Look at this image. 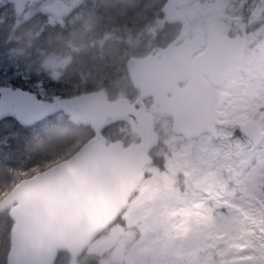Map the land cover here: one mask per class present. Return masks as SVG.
<instances>
[{
    "label": "rangeland",
    "instance_id": "1",
    "mask_svg": "<svg viewBox=\"0 0 264 264\" xmlns=\"http://www.w3.org/2000/svg\"><path fill=\"white\" fill-rule=\"evenodd\" d=\"M183 1L179 11L185 15L191 28H205L214 18H232L233 15L238 16L233 18L235 21H241L244 14L239 16L237 11L242 12L245 8H248L250 20L264 15V3L260 2L249 6L246 0H237L235 5H230L228 0ZM50 2L51 0L37 1L19 14L12 0H0V89L14 87V83L20 84L23 87L14 88L25 89L33 94L38 92L42 101L52 102L105 88L109 91V99L125 97L129 102L135 103L140 98L141 90L131 80L126 60L130 56L157 53L172 37L179 36L186 26L185 21L179 20L173 26L165 23L162 16L164 0L144 1L148 16H142L145 24L138 28L136 36L130 25L126 27V23L127 19L131 20L134 26L138 19L133 15L126 18L119 16L123 11L118 10L115 15L104 19L96 14L93 4L92 7H83L66 17L47 11ZM138 3H141V0H131V7L136 8ZM121 23L125 26L123 30H120ZM255 23L260 24L257 21ZM174 26L176 29L172 30ZM28 30H31V37L25 35ZM125 34H128L126 36L130 40L124 39ZM255 35L254 32L249 34V43ZM141 36L143 39H140ZM18 37L20 39H17ZM41 62L49 64L51 73L58 72L56 79H53L49 72L40 69ZM112 82L115 83L113 87L110 86ZM143 101L146 111L155 118V130L160 136L158 154L163 156L164 167L160 168L152 161L145 164V176L131 196L129 205L121 213L120 223L108 227L104 234L86 248L83 256L90 257L86 258L89 261L95 259L96 264H100L108 253L121 247L126 251V255L112 257L109 264H140L149 255L156 264H161L166 258L169 241L186 235L182 228L173 227L169 234L155 233L144 238L126 240L127 229L143 224L138 205L151 191L153 182H166L168 174L165 169H171L177 160L188 157L202 160L203 156L196 147L189 148L190 144H199L198 137L191 142L184 135L177 133L173 117L164 113L161 103L154 101L153 95L144 97ZM82 126L86 128L81 127L77 132L79 135H96L92 123ZM137 131L131 118H121L100 131L98 140H118L132 144L140 141ZM235 134L241 136L239 132L235 131ZM262 152L264 144L252 146L240 159L251 161ZM197 205L203 208L204 202L198 201L193 205L194 209L199 210ZM185 214V210H177L175 217L179 218ZM174 223L180 225L178 219ZM89 249H92L91 254ZM250 254L255 257L251 264H257L254 253ZM66 258L61 260L62 264H73L71 261H75L71 254Z\"/></svg>",
    "mask_w": 264,
    "mask_h": 264
},
{
    "label": "water",
    "instance_id": "2",
    "mask_svg": "<svg viewBox=\"0 0 264 264\" xmlns=\"http://www.w3.org/2000/svg\"><path fill=\"white\" fill-rule=\"evenodd\" d=\"M13 1L17 12L21 13L27 1L32 3L35 0ZM177 1L170 0L165 6L168 20L183 18L175 11ZM56 6L54 12L57 15L71 8L60 0ZM226 28L224 22H215L208 33V49L195 58L193 52L202 42L201 29L195 31L191 51L189 42H182L179 46L170 43L158 53V58L151 55L130 57L126 61L127 70L141 90L135 103L125 98L111 100L104 90L52 102L43 101L51 105L48 115L63 112L74 124L92 123L96 133L112 121L131 118L140 141L124 146L120 141L106 143L94 136L69 157L21 179L22 191L13 194L20 203L10 210L14 222L7 264H54L59 249L76 257L117 219L128 204L129 194L137 190L145 176L144 166L150 160L149 152L157 143L154 116L146 111L142 98L154 95L155 101L162 104L164 113L173 117L175 131L183 134L184 128L191 123L200 95L192 90L191 85L200 84L203 73L224 65L233 55H243L247 44L245 33L243 38L230 39L222 35ZM216 51L226 53L227 59H219L213 54ZM185 81L190 82L189 88L179 84ZM26 92L30 91L4 87L0 89V99ZM34 122L22 121L24 124ZM117 157L133 162L136 171L113 170L111 162ZM13 187L7 193H12ZM11 199V196H3L0 202L10 204Z\"/></svg>",
    "mask_w": 264,
    "mask_h": 264
},
{
    "label": "clouds",
    "instance_id": "3",
    "mask_svg": "<svg viewBox=\"0 0 264 264\" xmlns=\"http://www.w3.org/2000/svg\"><path fill=\"white\" fill-rule=\"evenodd\" d=\"M228 2L235 5L237 0ZM253 32L255 38L246 45L243 55H233L224 65L203 73L200 84L191 85L192 90L200 95L191 123L183 130L184 137L189 141L194 142L201 129L219 125L225 120L243 121L264 128V23L255 27ZM31 34V30L25 33L29 37ZM40 69L49 72L53 79L57 78L47 62H41ZM189 87L190 82L185 84V88ZM111 167L126 173L136 171L133 162L118 157L113 159ZM165 171L167 181H154L151 191L140 201L138 213L143 218V224L127 229L126 240L155 233L169 234L175 222V213L185 210L187 214L175 217V220H179L186 235L169 241L166 258L161 264H231L235 257L251 252L249 248L240 251L236 246L255 242L258 229L264 224L252 225L240 213L221 211L217 204L232 200L251 211L248 201L239 199L241 190H247L250 197H264V188L254 187L264 185V152L251 161L243 158L233 162L182 158ZM22 184L23 181L17 183L12 193H0V196L12 197L10 204L0 202V214L8 212L11 215V207L20 203L13 194L22 191ZM198 201L206 202V206L194 209L193 205ZM91 253L92 249H89ZM125 255L126 251L121 247L108 253L100 264H109L112 257ZM254 255L257 264H261L264 247L258 248ZM73 264L76 262L73 261ZM140 264L156 262L149 255Z\"/></svg>",
    "mask_w": 264,
    "mask_h": 264
},
{
    "label": "trees",
    "instance_id": "4",
    "mask_svg": "<svg viewBox=\"0 0 264 264\" xmlns=\"http://www.w3.org/2000/svg\"><path fill=\"white\" fill-rule=\"evenodd\" d=\"M19 86L21 85L14 83V87ZM81 127L86 128L82 124H74L63 112L49 114L43 122L36 121L32 124L16 123L14 126L12 119H5L0 124V193L8 192L21 179L72 155L85 141L92 138L79 135L77 132ZM236 132H239L238 129ZM122 143L124 146L129 145ZM159 146L158 143L152 150L151 157L155 165L163 168V156L158 154ZM120 221L121 217L114 223ZM13 222L8 212L0 214V264H7ZM105 231L106 229L99 237ZM68 256L70 254L66 250L60 249L56 264H62L61 260H66Z\"/></svg>",
    "mask_w": 264,
    "mask_h": 264
},
{
    "label": "snow or ice",
    "instance_id": "5",
    "mask_svg": "<svg viewBox=\"0 0 264 264\" xmlns=\"http://www.w3.org/2000/svg\"><path fill=\"white\" fill-rule=\"evenodd\" d=\"M219 59L226 60V53L216 51L213 53ZM51 105L41 100L40 94L36 92L21 93L19 96H11L0 99V124L5 119H12L14 126L22 121H39L43 122L47 118ZM6 113V114H5ZM239 128L241 136H236L235 131ZM198 145H189V148L196 147L203 154L204 159H222L227 162L239 160L244 156L249 148L253 145L264 144V128L250 125L246 122H236L225 120L219 125H210L200 130L198 136ZM231 170V169H229ZM256 188H264V185H255ZM239 199L247 200L251 211L243 209L240 205L233 203L232 200H223L217 204L221 211H236L240 213L245 220L252 225L264 224V197L256 195L250 197L247 190L242 189ZM206 202H204V207ZM200 208V205H197ZM175 221V216L173 217ZM171 227L182 228V225L172 223ZM259 235L256 241L249 245L236 246L240 251L246 248L251 249L254 253L258 248L264 247V227L258 229ZM255 234V230L253 231ZM235 257L231 264H251L255 257L251 254ZM261 264H264L262 259Z\"/></svg>",
    "mask_w": 264,
    "mask_h": 264
},
{
    "label": "flooded vegetation",
    "instance_id": "6",
    "mask_svg": "<svg viewBox=\"0 0 264 264\" xmlns=\"http://www.w3.org/2000/svg\"><path fill=\"white\" fill-rule=\"evenodd\" d=\"M37 1H40V0H35L32 3L30 1H27L25 3V5H24V9L27 6L32 5L33 3L37 2ZM46 1H48V0H46ZM57 1L58 0H51V2L47 6V11H49L50 13H54L55 14L54 10L57 9V6H56ZM60 1H62V3L67 5V6H71V8L67 12L61 14V15H65L66 17L71 16L73 13H76V12L80 11V9H82L83 7H87V6L92 7L93 4H94V8H95L96 14L99 17L102 16L104 19H107L108 16L115 15L118 10L123 11V13L122 12L119 13L120 14L119 16H121V17L125 16V18H126L128 15H133L135 18L138 19V21L133 26L134 23H132L131 20L127 19L126 27L128 25H130V28L133 30V33L135 34V36H136V32H137L138 28L145 24V22L142 21L143 20L142 16H146V18L148 16V11H147V8L145 6L146 2H144L145 0H141V3H138L136 5V8L131 7L132 6L131 5V0H60ZM169 1L170 0H164V5H163L162 16H163V18L165 20V23L168 26H173V25L177 24V21L179 20V21H185V25L186 26L180 32L179 36L172 37L171 40L167 44L164 45V47H162L157 53L151 54V56H156L161 50H163L170 43H174L176 46H179L182 42H189L190 51L193 50L194 49V44L192 43V40L194 39V37L196 35L195 31L197 29H201L202 32H203V33L200 32V34H202V42L198 43L197 50H195V52H193V58H195L197 54H199V53L203 52L204 50L208 49V44H209L208 33L210 31L211 26L215 22H224V25L227 26V28L224 31H222V35H225V36L229 37L230 39H238V38H243L244 33H245V36L247 38V44H249V34L251 32H253V29L255 27L258 26V25H256L255 21H257L259 23H264V15H262L260 18H255L253 20L252 19L250 20V18L248 16L249 12L247 11L248 8H245V10H243L242 12H238L237 11L239 16L242 15V13L244 14V15H242L241 21H235L233 18L238 17V16L233 15L232 18H214V20L209 25L207 24V26L205 28H202V27L191 28L189 26V21L186 20L185 15L182 12L179 11V8L182 6V4L184 2L183 0H178L175 3V8H176L175 11H176V13L180 14V15H183V18H176L174 20H168L167 19L165 6L168 4ZM246 1H247L249 6H254L256 3H259V2L260 3H264V0H246ZM12 2H14L15 6H16L15 1L12 0ZM207 3H208V1H207ZM244 5H246V3ZM49 8H51L52 10H50ZM250 23L252 25H250ZM121 24H122V26L120 27V30H123L125 28V26H124L123 23H121ZM176 26L172 27V30L173 29L175 30ZM117 28H119V27L117 26ZM191 32H192V34H191ZM126 35H128V34L124 35V39L125 40L126 39L130 40V38H128ZM140 39H143V36H141ZM238 45L240 46V43ZM245 50L246 49H244V52H245ZM146 56H149V55H146ZM146 56H136V57H146ZM130 57H132V56H130ZM126 68H127V66H126ZM179 84L181 86L185 85L186 81L182 82V83H179ZM110 86L111 87L115 86V83L112 82L110 84ZM97 90H104L107 93L108 97L110 98L109 91H107L108 89L106 90L105 88H101V89H97ZM168 95L172 96V93H169ZM145 97H147V96H145ZM120 98H125V97H120ZM153 100L155 101L154 97H153ZM131 103H134V102H131ZM143 103H144V101H143ZM253 147H255V146H253ZM84 251L80 255H78L77 257L73 258L75 260L76 264H96V260L95 259H92L91 261H89L86 258H90V257H84L82 255L84 253ZM71 263H73V261H71ZM54 264H56V262H54Z\"/></svg>",
    "mask_w": 264,
    "mask_h": 264
},
{
    "label": "bare ground",
    "instance_id": "7",
    "mask_svg": "<svg viewBox=\"0 0 264 264\" xmlns=\"http://www.w3.org/2000/svg\"><path fill=\"white\" fill-rule=\"evenodd\" d=\"M57 7H58V6H57ZM21 13H22V12H21ZM19 14H20V13H19ZM55 14H56V13H55ZM56 15H57V14H56ZM245 49H246V48H245ZM243 53H244V52H243ZM158 56H159V54H157V55L154 56V57L158 58ZM129 75H130V74H129ZM11 88H12V87H11ZM31 93H32V92H31ZM32 94H33V93H32ZM148 96H150V95H148ZM153 97H154V95H153ZM73 98H74V97H73ZM143 98H144V97H143ZM143 98H142V100H143ZM143 104H144V103H143ZM161 105H162V104H161ZM144 106H145V104H144ZM162 107H163V106H162ZM112 122H113V121H112ZM21 123H22V122H21ZM110 123H111V122H110ZM110 123H109V124H110ZM23 124H24V123H23ZM79 124H87V123H79ZM109 124H108V125H109ZM108 125H107V126H108ZM107 126H106V127H107ZM106 127H104V128H106ZM104 128L100 129V131H102ZM94 129H95V128H94ZM154 129H155V125H154ZM95 131H96V130H95ZM100 131H99L98 133H96V136H97V137H98V134H100ZM155 131H156V130H155ZM179 134H180V133H179ZM182 135H183V134H182ZM159 137H160V136H159V134H158L157 143L151 148V150H150V152H149V159H150L149 161H152V163H153V159H152V157H151V152H152V150L158 145V143H159ZM106 143H110V142H106ZM149 161H148V162H149ZM148 162H147V163H148ZM141 181H142V180H141ZM138 187H139V186H138ZM137 189H138V188H137ZM136 191H137V190H136ZM136 191H135V192H136ZM135 192H134V193H135ZM134 193H132V194H134ZM131 196H132V195H131ZM131 196H130V198H131ZM130 198H129V200H130ZM129 200H128V204H127V206L129 205ZM127 206H126V207H127ZM126 207L122 210V212L126 209ZM122 212H121V213H122ZM121 213H120V215L117 217V219H118L119 217H121ZM117 219H116V220H117ZM116 220H115V221H116ZM115 221H114V222H115ZM114 222H112L111 224H109L105 229L107 230L108 227H110V226H112L113 224H115ZM105 229H104V230H105ZM104 230H103V231H104ZM100 233H101V232H100ZM100 233H99V234H100ZM99 234H98V235H97L92 241H94L95 239H97V237H99ZM92 241H91V242H92ZM91 242H90V244H91ZM90 244H89V245H90ZM89 245H88V246H89ZM88 246H87V247H88ZM59 250H60V249H59ZM59 250H58V251H59ZM63 250H64V249H63ZM66 251H67V250H66ZM67 252H68V251H67ZM68 253H69V252H68ZM70 254H71V253H70ZM71 255H72V254H71ZM79 255H80V254H79ZM57 256H58V254H57ZM72 256H73V255H72ZM73 257H74V256H73ZM76 257H77V256H76ZM56 259H57V257H56ZM56 259H55L54 262H56Z\"/></svg>",
    "mask_w": 264,
    "mask_h": 264
}]
</instances>
